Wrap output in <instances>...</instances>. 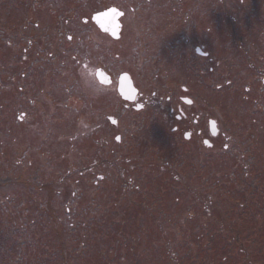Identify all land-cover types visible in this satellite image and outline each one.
<instances>
[{
  "label": "rangeland",
  "instance_id": "obj_1",
  "mask_svg": "<svg viewBox=\"0 0 264 264\" xmlns=\"http://www.w3.org/2000/svg\"><path fill=\"white\" fill-rule=\"evenodd\" d=\"M35 1L0 0V264H264V0Z\"/></svg>",
  "mask_w": 264,
  "mask_h": 264
},
{
  "label": "flooded vegetation",
  "instance_id": "obj_2",
  "mask_svg": "<svg viewBox=\"0 0 264 264\" xmlns=\"http://www.w3.org/2000/svg\"><path fill=\"white\" fill-rule=\"evenodd\" d=\"M36 3H45V0H36ZM32 3L31 4H36ZM130 11L135 12L136 8L134 5L129 6ZM128 8V9H129ZM111 9H116L115 11H110ZM129 13V11H128ZM44 12L40 13V19L38 18V21H36L34 24L32 22V25L38 27L40 23H42V17L44 16ZM126 12L122 9H119L116 5H108L104 7L103 9H98L97 11L93 12L91 17H84L83 18V24L84 25H92L93 29H95V32H93L96 36L99 34L100 36H104L105 40L108 39V41H113V43L120 42L123 40V19L125 18ZM48 17V16H47ZM45 18V17H44ZM49 35V34H48ZM45 34L44 36L47 38L48 36ZM70 38V37H69ZM107 38V39H106ZM140 39V42L142 41L143 37H136ZM143 42V41H142ZM112 43V44H113ZM123 45L127 46V42L122 43ZM146 41H144L141 44H139L140 51H142L146 45ZM110 50H112L110 47H108ZM125 48V47H124ZM139 51V52H140ZM99 58V57H97ZM99 61V60H98ZM112 69L109 66L106 65H96L94 68L91 69V77H93L95 83V87L100 90L101 87H112L115 86V91L117 95L123 99L124 93L122 91L120 92V86H125V84L121 83L122 75L127 74L129 75V79H132V84L127 83V86H133L132 90L128 93H125L126 96V102L128 103V107L132 109L133 111L137 113H143L146 112V110L149 107V104L152 100L148 98V96L142 91V89L139 87V85L134 82V79L132 77L133 73L130 72V70H125L120 72L119 74L112 72ZM186 88V87H185ZM226 88V87H225ZM188 90V89H187ZM153 97H157L156 92H153ZM188 97L181 96L180 99H177V102L174 101V98H172L171 95H167L166 97L160 96L159 100L161 102L162 106H166V109L168 106L171 105L169 112H177L175 114L176 118L183 119L188 116L186 109L181 105L183 103L185 106L188 103ZM124 100V99H123ZM125 101V100H124ZM178 103L180 105H178ZM175 106V107H174ZM261 107V106H260ZM112 123L115 127L119 126L120 121L118 118H111ZM198 120L193 119V124H197ZM217 130V129H216ZM211 134L213 135V131L211 130ZM120 137V136H119ZM117 141L121 142V138H117ZM208 142V141H206Z\"/></svg>",
  "mask_w": 264,
  "mask_h": 264
},
{
  "label": "water",
  "instance_id": "obj_3",
  "mask_svg": "<svg viewBox=\"0 0 264 264\" xmlns=\"http://www.w3.org/2000/svg\"><path fill=\"white\" fill-rule=\"evenodd\" d=\"M121 83L125 84V86H120V92L124 93V98H126L125 93H128L132 90L133 86H127L126 84H132V79H129V75H123L121 78Z\"/></svg>",
  "mask_w": 264,
  "mask_h": 264
},
{
  "label": "snow or ice",
  "instance_id": "obj_4",
  "mask_svg": "<svg viewBox=\"0 0 264 264\" xmlns=\"http://www.w3.org/2000/svg\"><path fill=\"white\" fill-rule=\"evenodd\" d=\"M110 11H115L116 12V9H111Z\"/></svg>",
  "mask_w": 264,
  "mask_h": 264
}]
</instances>
